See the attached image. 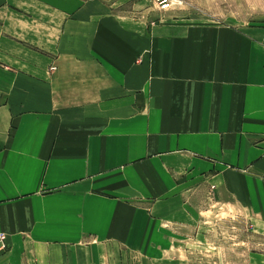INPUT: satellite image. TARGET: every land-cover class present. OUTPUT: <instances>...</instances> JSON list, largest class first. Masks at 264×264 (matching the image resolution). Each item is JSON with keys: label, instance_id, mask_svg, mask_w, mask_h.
I'll return each mask as SVG.
<instances>
[{"label": "crops", "instance_id": "obj_1", "mask_svg": "<svg viewBox=\"0 0 264 264\" xmlns=\"http://www.w3.org/2000/svg\"><path fill=\"white\" fill-rule=\"evenodd\" d=\"M177 1L0 0V264H198L217 206L264 235V0Z\"/></svg>", "mask_w": 264, "mask_h": 264}, {"label": "rangeland", "instance_id": "obj_2", "mask_svg": "<svg viewBox=\"0 0 264 264\" xmlns=\"http://www.w3.org/2000/svg\"><path fill=\"white\" fill-rule=\"evenodd\" d=\"M186 8L194 9L195 11L203 13H211L212 9L219 7L220 2H206L205 0H198L194 4L189 2H182ZM230 4H223L220 6L222 11L219 15H211L209 20L222 21L230 24H250L254 17L250 14L246 15V10H237L238 5L235 1ZM151 7H156L150 1ZM157 8V7H156ZM158 9V8H157ZM222 13V14H221ZM243 15V16H241ZM212 213H206L201 217V232L199 239L190 242H176L180 248L196 249V256L192 260H197L198 264L212 263L214 260H219L220 257L207 256L205 250H224V255H221L229 264H251V258L258 255H264V235L255 233L252 226L247 223V219L241 214H236L235 210L229 208H220L217 206L212 210ZM211 223H205L210 221ZM205 233L207 237L204 239ZM173 236V235H172ZM182 236V234H181ZM206 240V241H205ZM172 244V240L171 243ZM172 247V245H170ZM222 252V251H220ZM183 259V258H180Z\"/></svg>", "mask_w": 264, "mask_h": 264}, {"label": "built area", "instance_id": "obj_3", "mask_svg": "<svg viewBox=\"0 0 264 264\" xmlns=\"http://www.w3.org/2000/svg\"><path fill=\"white\" fill-rule=\"evenodd\" d=\"M153 3L160 11H171L175 5L179 3L177 0H149ZM57 68L53 67L52 71H56ZM8 250V235L5 232L0 231V256Z\"/></svg>", "mask_w": 264, "mask_h": 264}]
</instances>
